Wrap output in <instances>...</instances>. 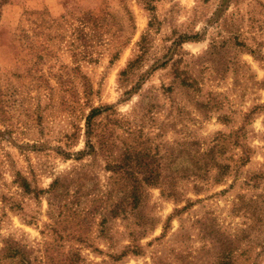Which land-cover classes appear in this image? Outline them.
I'll use <instances>...</instances> for the list:
<instances>
[{"label": "rangeland", "instance_id": "1", "mask_svg": "<svg viewBox=\"0 0 264 264\" xmlns=\"http://www.w3.org/2000/svg\"><path fill=\"white\" fill-rule=\"evenodd\" d=\"M125 158L160 179L113 219ZM228 256L264 264V0H0V264Z\"/></svg>", "mask_w": 264, "mask_h": 264}, {"label": "trees", "instance_id": "2", "mask_svg": "<svg viewBox=\"0 0 264 264\" xmlns=\"http://www.w3.org/2000/svg\"><path fill=\"white\" fill-rule=\"evenodd\" d=\"M111 107H94L91 108L90 113L87 115L85 122H86V135L89 139L87 142V145H90L89 141L92 135L94 136V127L96 119L104 115L108 110H110ZM79 155H83V153H79ZM131 162L129 158H125L122 160L120 169L122 170L123 178L125 181L129 183V189L122 192V197L120 199V202L117 206L114 207L109 212L110 217L113 219H116L118 217L122 218H129L131 216H134L138 211L140 210L142 206V202L144 199V186H156L159 183V175L155 174L150 169V163L146 160L142 161L140 164V167H143L144 173L143 178L140 180L136 178L133 173H130L132 170H130ZM140 167H137L140 169ZM124 168V169H123ZM58 185V182H55L54 185L51 188V191H56V186ZM22 187L25 189L26 192L31 193L33 192L28 185V183L24 180L22 182ZM169 196H173V193H168ZM145 226V225H143ZM145 233V229L143 230V233ZM135 239L133 240V242ZM128 253H133L135 255L139 254V251L133 247L127 248L121 255V257L126 256ZM219 264H235V260L233 256L224 257L220 260Z\"/></svg>", "mask_w": 264, "mask_h": 264}]
</instances>
